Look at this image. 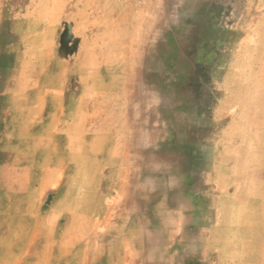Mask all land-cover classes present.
Listing matches in <instances>:
<instances>
[{"label":"rangeland","instance_id":"obj_1","mask_svg":"<svg viewBox=\"0 0 264 264\" xmlns=\"http://www.w3.org/2000/svg\"><path fill=\"white\" fill-rule=\"evenodd\" d=\"M0 264H264V0H0Z\"/></svg>","mask_w":264,"mask_h":264}]
</instances>
